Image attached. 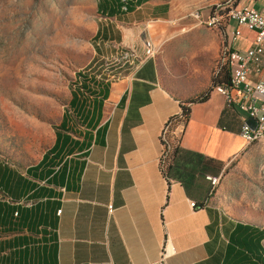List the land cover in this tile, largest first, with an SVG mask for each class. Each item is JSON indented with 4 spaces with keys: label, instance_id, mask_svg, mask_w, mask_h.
<instances>
[{
    "label": "crops",
    "instance_id": "obj_1",
    "mask_svg": "<svg viewBox=\"0 0 264 264\" xmlns=\"http://www.w3.org/2000/svg\"><path fill=\"white\" fill-rule=\"evenodd\" d=\"M235 5L264 16V0H129V10L100 15L93 66L115 45L151 41L155 56L114 81L95 70L75 77L42 151L28 162L0 156V264H264V226L210 198L208 177L250 148L246 114L226 111L214 89L191 105L173 169L161 170L165 125L211 87ZM255 38L243 28L231 46L247 50ZM251 77L264 81V68Z\"/></svg>",
    "mask_w": 264,
    "mask_h": 264
},
{
    "label": "rangeland",
    "instance_id": "obj_2",
    "mask_svg": "<svg viewBox=\"0 0 264 264\" xmlns=\"http://www.w3.org/2000/svg\"><path fill=\"white\" fill-rule=\"evenodd\" d=\"M97 4L0 0L1 157L28 162L42 151L79 73L95 70L120 79L139 62L137 54L115 45L116 54L93 66L94 38L103 23ZM220 169L211 201L264 226V138Z\"/></svg>",
    "mask_w": 264,
    "mask_h": 264
},
{
    "label": "built area",
    "instance_id": "obj_3",
    "mask_svg": "<svg viewBox=\"0 0 264 264\" xmlns=\"http://www.w3.org/2000/svg\"><path fill=\"white\" fill-rule=\"evenodd\" d=\"M228 17L234 28L231 30L229 39L223 47L221 64L227 66L230 71L231 87H218L217 90L226 97L228 107L246 114L248 120L255 119L257 121L255 129L248 124V121L243 123L241 136L247 141L258 136H264V81L260 79L253 80L251 77V74L259 77L264 68V16L260 11L249 5H235L230 8ZM219 22L218 16H214L210 19L209 24L214 26ZM243 28L256 34L254 45L247 50H235L232 48L231 42L242 35ZM128 50L131 54H137L139 62L155 56V47L151 41H145L142 47L128 48ZM103 61H107V59ZM107 80L114 81L117 79L116 77L108 76ZM233 91L237 92L239 98H235L232 95ZM164 132H167L166 128H164L163 134ZM173 135L178 143L180 138L176 130ZM164 156L165 151L163 150L162 157ZM208 179L212 185L217 186V178L208 177ZM192 205L194 206V203ZM108 209L110 214L115 211L113 205H110ZM58 213L61 215L62 210Z\"/></svg>",
    "mask_w": 264,
    "mask_h": 264
},
{
    "label": "trees",
    "instance_id": "obj_4",
    "mask_svg": "<svg viewBox=\"0 0 264 264\" xmlns=\"http://www.w3.org/2000/svg\"><path fill=\"white\" fill-rule=\"evenodd\" d=\"M237 1L238 0H235V2ZM122 8H125V10L130 9L129 0H98L97 4L98 14L110 17L115 16L120 10H122ZM222 59L223 55L221 60ZM86 75L87 72H82L76 77H80L84 81L86 80ZM230 80V71L228 67L220 64L213 74L212 84L209 90L197 98L181 103V113L177 116L171 117L165 125L167 132H164L161 136V143L163 145V150L165 151V156L161 158V170L166 177H168L169 173L172 171L173 166L171 165V162L176 159L180 150V140L177 143L173 132L180 126L184 127L187 124L190 118L191 105L207 101L210 97V93L218 87L230 88ZM75 84L76 82L73 81L72 85ZM82 86L84 85L82 84ZM226 111H231V108L227 107Z\"/></svg>",
    "mask_w": 264,
    "mask_h": 264
},
{
    "label": "bare ground",
    "instance_id": "obj_5",
    "mask_svg": "<svg viewBox=\"0 0 264 264\" xmlns=\"http://www.w3.org/2000/svg\"><path fill=\"white\" fill-rule=\"evenodd\" d=\"M209 26H212V25L209 24ZM263 138H264V136H258V137L255 138V139H248L247 142L252 143V142H254V141H257V140H260V139H263ZM219 180H220V178H217V185H218V183H219Z\"/></svg>",
    "mask_w": 264,
    "mask_h": 264
},
{
    "label": "water",
    "instance_id": "obj_6",
    "mask_svg": "<svg viewBox=\"0 0 264 264\" xmlns=\"http://www.w3.org/2000/svg\"><path fill=\"white\" fill-rule=\"evenodd\" d=\"M248 124L255 129L257 127V121L255 119L248 120Z\"/></svg>",
    "mask_w": 264,
    "mask_h": 264
}]
</instances>
